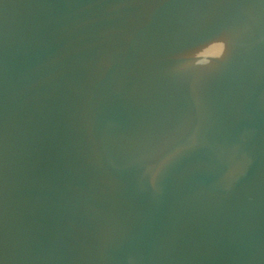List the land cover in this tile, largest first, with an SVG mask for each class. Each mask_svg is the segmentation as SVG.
Wrapping results in <instances>:
<instances>
[{"label":"water","instance_id":"water-1","mask_svg":"<svg viewBox=\"0 0 264 264\" xmlns=\"http://www.w3.org/2000/svg\"><path fill=\"white\" fill-rule=\"evenodd\" d=\"M0 264H264V0H0Z\"/></svg>","mask_w":264,"mask_h":264},{"label":"clouds","instance_id":"clouds-1","mask_svg":"<svg viewBox=\"0 0 264 264\" xmlns=\"http://www.w3.org/2000/svg\"><path fill=\"white\" fill-rule=\"evenodd\" d=\"M230 42H231V41H230V39H229V41H228V49H227V53H228V51H229V45H230ZM220 47H221V49L223 50L224 45L221 44ZM198 51H199V48H198L197 50H195V51H192V52L186 54V57H187V59L189 60V66L192 67V68H194V69H210V68H214V67L217 66V62L223 61V60L225 59L226 55H227V54H226V55L224 56L223 59L214 62L213 65H212L211 67H207V68H199V67H196V54H197Z\"/></svg>","mask_w":264,"mask_h":264}]
</instances>
